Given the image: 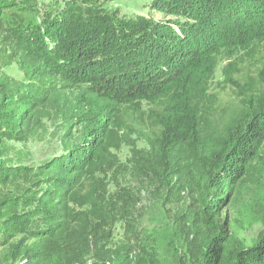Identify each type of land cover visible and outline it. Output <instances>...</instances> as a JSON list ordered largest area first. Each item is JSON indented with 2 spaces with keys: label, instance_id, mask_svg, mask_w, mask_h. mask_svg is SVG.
<instances>
[{
  "label": "trees",
  "instance_id": "1",
  "mask_svg": "<svg viewBox=\"0 0 264 264\" xmlns=\"http://www.w3.org/2000/svg\"><path fill=\"white\" fill-rule=\"evenodd\" d=\"M156 6L163 22L0 0V246L18 264H264V218L249 246L221 218L238 195L264 208V0Z\"/></svg>",
  "mask_w": 264,
  "mask_h": 264
},
{
  "label": "rangeland",
  "instance_id": "2",
  "mask_svg": "<svg viewBox=\"0 0 264 264\" xmlns=\"http://www.w3.org/2000/svg\"><path fill=\"white\" fill-rule=\"evenodd\" d=\"M150 4H152V0H108V5L110 7H119L121 12L125 14L137 13L140 15H147L159 22H163L168 18L164 15V12L162 11L163 9L159 6L151 9ZM222 66L223 62L220 63L218 66L219 69L215 72V76L212 79V87L218 88V92H221V98H224L226 101L227 99H230V96L226 93H230L231 95V90L229 88L220 90V81L222 80L220 67ZM126 151L127 149L122 151L123 158L127 156ZM256 172L259 178L258 182L263 186L262 188L264 191V142L260 149ZM261 185L259 186L261 187ZM241 196L242 195L236 196L235 204L233 206H228L223 210L221 218L224 216L228 218L231 223H234L236 226V236L241 240L243 245L249 246L253 243L255 240L254 238L261 229L264 218V208L256 206L255 211L252 212V207L247 204L245 197ZM14 247L15 244L0 246V264L22 263V259L20 260L19 257L14 256L13 258L11 256L13 250L15 252L17 250L14 249ZM260 255L262 256V254Z\"/></svg>",
  "mask_w": 264,
  "mask_h": 264
}]
</instances>
